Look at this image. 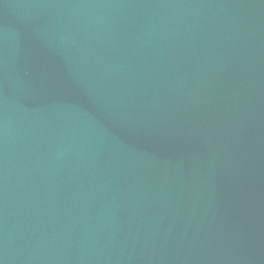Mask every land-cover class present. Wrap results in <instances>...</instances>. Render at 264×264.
<instances>
[{"label": "water", "instance_id": "water-1", "mask_svg": "<svg viewBox=\"0 0 264 264\" xmlns=\"http://www.w3.org/2000/svg\"><path fill=\"white\" fill-rule=\"evenodd\" d=\"M0 264H264V0H0Z\"/></svg>", "mask_w": 264, "mask_h": 264}]
</instances>
